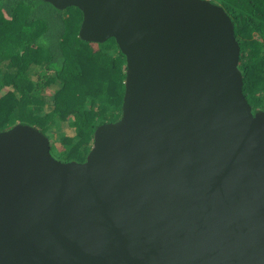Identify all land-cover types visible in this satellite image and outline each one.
<instances>
[{"label": "water", "instance_id": "1", "mask_svg": "<svg viewBox=\"0 0 264 264\" xmlns=\"http://www.w3.org/2000/svg\"><path fill=\"white\" fill-rule=\"evenodd\" d=\"M126 56L121 115L84 161L0 131V264H264V110L213 0H45Z\"/></svg>", "mask_w": 264, "mask_h": 264}, {"label": "trees", "instance_id": "2", "mask_svg": "<svg viewBox=\"0 0 264 264\" xmlns=\"http://www.w3.org/2000/svg\"><path fill=\"white\" fill-rule=\"evenodd\" d=\"M213 1L234 23L243 92L253 112L264 110V0ZM82 18L76 6L0 0V131L64 126V161L86 159L95 129L119 119L125 91L126 56L113 37L83 40Z\"/></svg>", "mask_w": 264, "mask_h": 264}, {"label": "rangeland", "instance_id": "3", "mask_svg": "<svg viewBox=\"0 0 264 264\" xmlns=\"http://www.w3.org/2000/svg\"><path fill=\"white\" fill-rule=\"evenodd\" d=\"M67 130L64 126H58L55 125V127L50 131V132H46L48 135H51L50 137L53 138V140L51 141V153L52 155L61 161H64L63 158L60 156V152H61V148L58 144V142H60V134L62 135L63 133H65ZM71 132L74 133V129H71Z\"/></svg>", "mask_w": 264, "mask_h": 264}]
</instances>
